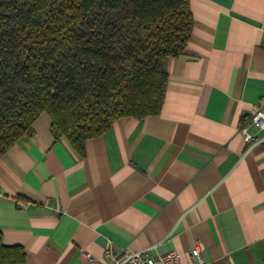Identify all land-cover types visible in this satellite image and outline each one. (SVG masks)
<instances>
[{"label": "crops", "instance_id": "1", "mask_svg": "<svg viewBox=\"0 0 264 264\" xmlns=\"http://www.w3.org/2000/svg\"><path fill=\"white\" fill-rule=\"evenodd\" d=\"M193 28L169 58L158 115L116 120L83 153L48 114L0 158V232L24 264H93L105 251H177L264 264V0H189Z\"/></svg>", "mask_w": 264, "mask_h": 264}, {"label": "trees", "instance_id": "2", "mask_svg": "<svg viewBox=\"0 0 264 264\" xmlns=\"http://www.w3.org/2000/svg\"><path fill=\"white\" fill-rule=\"evenodd\" d=\"M192 28L189 0H0V158L43 113L79 153L118 119L158 115ZM24 261L0 232V264Z\"/></svg>", "mask_w": 264, "mask_h": 264}, {"label": "built area", "instance_id": "3", "mask_svg": "<svg viewBox=\"0 0 264 264\" xmlns=\"http://www.w3.org/2000/svg\"><path fill=\"white\" fill-rule=\"evenodd\" d=\"M247 124L259 131H264V106H256L247 119ZM244 141L250 149L255 144L260 143L264 138L253 139L247 132L246 127L242 128ZM204 247L200 243H195L189 251L188 264H211L204 258ZM106 260L94 262L89 255L85 258L93 264H183L177 251L150 257L146 250L133 251L131 249H121L117 252L105 251Z\"/></svg>", "mask_w": 264, "mask_h": 264}]
</instances>
